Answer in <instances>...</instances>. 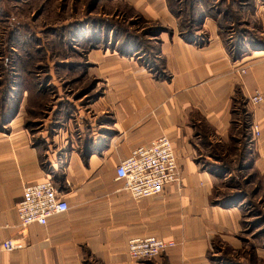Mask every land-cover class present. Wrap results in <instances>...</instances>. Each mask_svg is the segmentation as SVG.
I'll list each match as a JSON object with an SVG mask.
<instances>
[{
  "label": "crops",
  "instance_id": "1",
  "mask_svg": "<svg viewBox=\"0 0 264 264\" xmlns=\"http://www.w3.org/2000/svg\"><path fill=\"white\" fill-rule=\"evenodd\" d=\"M128 1L145 14L168 16L164 0ZM256 14L264 33V3ZM209 27L206 43L162 37L159 72L115 52L91 55L100 60V74L110 73L105 100L88 122L112 132L95 135L96 149L86 159L72 153L51 177L69 209L47 224L23 227L17 211L24 187L48 177L38 149L19 127L0 136V244L7 239L22 244L3 251L0 264H214L207 257L206 230L220 220L209 203L215 177L201 161L214 158L211 147L228 140L238 109L250 112L264 132V101H250L257 91L264 97V50L231 49L217 23ZM162 135L173 143L181 182L136 199L116 178V166ZM148 236L176 244L155 259H133L129 240Z\"/></svg>",
  "mask_w": 264,
  "mask_h": 264
},
{
  "label": "rangeland",
  "instance_id": "2",
  "mask_svg": "<svg viewBox=\"0 0 264 264\" xmlns=\"http://www.w3.org/2000/svg\"><path fill=\"white\" fill-rule=\"evenodd\" d=\"M163 2L164 19L136 10L128 0H0V39L5 35L19 44H13L16 55L6 47L5 60L0 52V136L18 127L27 132L42 167L54 177L72 153L86 159L96 149L95 135L112 132L88 122L109 90L110 71H97L100 60L93 53L115 52L159 72L162 37L206 43L215 22L231 49L264 50L256 14L264 0ZM10 27L30 29L27 49L26 34L8 35ZM244 41L250 46L241 47ZM10 57L18 65L15 81ZM249 113L238 109L228 140L211 147L214 158L198 160L215 177L209 203L220 220L206 230L207 257L214 264H264V132L252 138ZM244 117L250 127L242 134Z\"/></svg>",
  "mask_w": 264,
  "mask_h": 264
},
{
  "label": "built area",
  "instance_id": "3",
  "mask_svg": "<svg viewBox=\"0 0 264 264\" xmlns=\"http://www.w3.org/2000/svg\"><path fill=\"white\" fill-rule=\"evenodd\" d=\"M241 72L245 73L246 68H242ZM250 101L258 104L264 101V97L257 91L250 96ZM250 132L252 138H259L262 134L260 124L252 123ZM116 178L123 181V188L136 199L159 195L168 185L179 184L181 170L170 138L162 135L149 144L136 147L116 166ZM68 209L63 192L55 186L51 177L26 185L17 206L23 227L35 222L47 224L49 217ZM175 244L174 239L158 236L136 237L129 240L128 252L133 259L151 260ZM21 245L14 239L3 241L0 244V260L3 251H11Z\"/></svg>",
  "mask_w": 264,
  "mask_h": 264
},
{
  "label": "trees",
  "instance_id": "4",
  "mask_svg": "<svg viewBox=\"0 0 264 264\" xmlns=\"http://www.w3.org/2000/svg\"><path fill=\"white\" fill-rule=\"evenodd\" d=\"M23 34H26V49H27V46H28V43L30 44L32 41H33V38H30L31 34H30V29H27V28H23V27H10L9 29V32H8V35H11V33H21ZM4 37L2 39H0V47L2 46V50L0 51L3 56L2 58L4 59V55H5V49L6 47L8 48V51L10 52V54L12 55H16L17 54V51L16 49L18 48L17 46L19 44L16 43V41L14 40L13 42H10V39H7V37L5 35H3ZM14 45H17V46H13ZM11 59H9L8 61L10 62V66H8V68H10V71L12 72V76H15L14 77V81L19 78V75H17L18 71L15 70L14 68L16 67L15 65V59H13L12 57H10ZM5 60V59H4ZM18 66V65H17ZM26 69V68H24ZM14 87V86H13ZM235 113V111H234ZM244 119V122H243V127H245V129L242 131V134H245L246 133V128L250 127V125L248 126L249 123L245 122V117L243 118ZM234 124V123H233ZM55 186L57 187V183L55 182V180L53 181Z\"/></svg>",
  "mask_w": 264,
  "mask_h": 264
}]
</instances>
